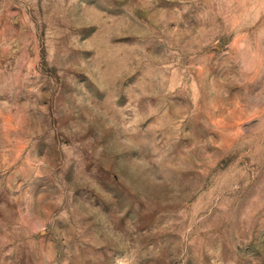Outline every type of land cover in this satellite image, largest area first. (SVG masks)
<instances>
[{"label":"rangeland","instance_id":"rangeland-1","mask_svg":"<svg viewBox=\"0 0 264 264\" xmlns=\"http://www.w3.org/2000/svg\"><path fill=\"white\" fill-rule=\"evenodd\" d=\"M0 264H264V0H0Z\"/></svg>","mask_w":264,"mask_h":264}]
</instances>
